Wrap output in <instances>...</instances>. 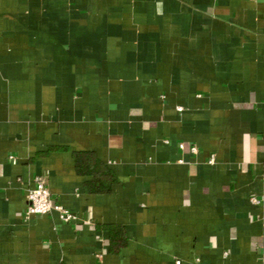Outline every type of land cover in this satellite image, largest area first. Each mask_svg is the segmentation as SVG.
Returning a JSON list of instances; mask_svg holds the SVG:
<instances>
[{"label": "crops", "instance_id": "crops-1", "mask_svg": "<svg viewBox=\"0 0 264 264\" xmlns=\"http://www.w3.org/2000/svg\"><path fill=\"white\" fill-rule=\"evenodd\" d=\"M0 264H264V0H0Z\"/></svg>", "mask_w": 264, "mask_h": 264}, {"label": "built area", "instance_id": "built-area-1", "mask_svg": "<svg viewBox=\"0 0 264 264\" xmlns=\"http://www.w3.org/2000/svg\"><path fill=\"white\" fill-rule=\"evenodd\" d=\"M181 149H185V147L181 145ZM189 152L194 156L200 154L199 148L196 146L190 147ZM208 164H215V156L209 157ZM254 201L256 202V200ZM27 203V217L46 216L56 212L64 223H71L77 219V215L66 209L62 204L53 201L47 182L41 177L34 179L33 187L29 189L27 194Z\"/></svg>", "mask_w": 264, "mask_h": 264}, {"label": "trees", "instance_id": "trees-1", "mask_svg": "<svg viewBox=\"0 0 264 264\" xmlns=\"http://www.w3.org/2000/svg\"><path fill=\"white\" fill-rule=\"evenodd\" d=\"M78 162L81 164L83 160L81 159V156L78 157ZM108 176L111 177V174L108 173ZM108 177V178H109ZM108 191L110 189H107ZM111 232V247L113 251H117L124 247L126 244V237L124 236V231L120 228H110Z\"/></svg>", "mask_w": 264, "mask_h": 264}]
</instances>
